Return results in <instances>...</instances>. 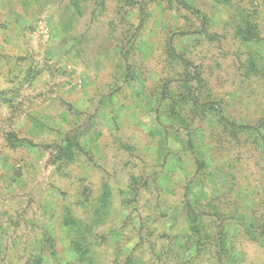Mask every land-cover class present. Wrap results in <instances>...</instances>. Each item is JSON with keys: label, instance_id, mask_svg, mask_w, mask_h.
I'll list each match as a JSON object with an SVG mask.
<instances>
[{"label": "rangeland", "instance_id": "rangeland-1", "mask_svg": "<svg viewBox=\"0 0 264 264\" xmlns=\"http://www.w3.org/2000/svg\"><path fill=\"white\" fill-rule=\"evenodd\" d=\"M0 264H264V0H0Z\"/></svg>", "mask_w": 264, "mask_h": 264}]
</instances>
